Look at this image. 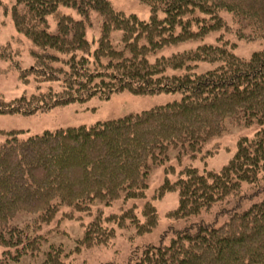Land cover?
Listing matches in <instances>:
<instances>
[{
    "label": "trees",
    "instance_id": "16d2710c",
    "mask_svg": "<svg viewBox=\"0 0 264 264\" xmlns=\"http://www.w3.org/2000/svg\"><path fill=\"white\" fill-rule=\"evenodd\" d=\"M141 1L150 6L147 20L116 10L109 0H15L11 6L16 30L33 45L34 63L21 71L20 79L27 83L34 75L36 92L11 101L0 99V114L46 112L94 97L109 99L125 90L150 96L180 93L181 98L27 138H21L20 131L3 132L7 139L0 144V245L6 250L0 264L39 252L45 240L42 225L65 208L64 218L90 217L79 240L85 247L108 245L115 226L134 224L140 234L151 232L158 221L151 202L144 206V222L134 207H123L146 197L151 165L180 146L195 156L225 131L230 120L261 129L252 139L242 137L219 171L188 166L176 181L166 178L158 190L160 196L178 191L179 206L172 212L178 219L239 198L228 219L219 226L200 224L195 233L180 230L168 245H150L130 264H264V199L238 210L243 183L264 179V49L244 59L232 52L229 42L205 43L150 58L165 46L228 30L222 11L249 22L237 29L240 38L249 27L254 37L261 32L264 36L260 8L246 5L247 0ZM0 6L8 12L3 0ZM63 9H73L79 17ZM196 12L208 15L212 23ZM92 13L101 22L99 38L90 42L86 34ZM115 30L122 32L120 48L111 40ZM7 48L0 46L1 57L7 58ZM201 62L220 64L199 73ZM44 83L48 85L42 88ZM120 200L121 212L105 216L102 206ZM19 213L35 219L24 227L12 226ZM64 254L52 246L44 252L42 264H64Z\"/></svg>",
    "mask_w": 264,
    "mask_h": 264
},
{
    "label": "rangeland",
    "instance_id": "374dc122",
    "mask_svg": "<svg viewBox=\"0 0 264 264\" xmlns=\"http://www.w3.org/2000/svg\"><path fill=\"white\" fill-rule=\"evenodd\" d=\"M8 5V12L0 6V46H8L4 49L7 58L0 56V99L11 101L26 94L36 92V81L34 75L29 76L26 83L20 79L22 70L30 69L34 63L32 56L33 45L28 38L19 33L14 25L11 15V6L15 0H3ZM113 7L125 14H135L142 20L150 17L149 4L141 0H109ZM253 6L259 7L262 13L264 24V0H247ZM68 13H73L77 18L78 14L73 9H63ZM200 18H206L209 24L212 23L210 17L200 12L195 13ZM222 18L226 21V26L222 30H212L203 38L192 39L178 44L168 45L160 49L150 58L156 56H170L175 53L196 49L201 44H221L229 42L228 47L239 57L250 59L253 53L264 49V36L254 37L252 27L246 29V36L240 38L237 29L246 25L247 20L240 21L230 12H221ZM92 25L87 28L86 37L90 42L97 40L100 36L101 19L97 13H92ZM52 29L55 23L51 21ZM196 28V26H194ZM122 32L115 30L111 33V40L117 47H122ZM95 46V45H94ZM220 62H201L197 72H204L215 69ZM48 83H44L45 88ZM180 93H161L157 95H137L127 90L113 94L109 99L94 97L86 102H75L65 106L54 107L46 112H36L32 114H0V144L7 137L3 132L20 131L21 138L30 135L40 134L46 130L67 128L79 125H92L98 121L115 119L129 113L141 112L176 99H180ZM238 121H228L225 131L211 138L203 145L202 151L192 156L189 150L182 146L171 149L167 156L159 163L151 165L147 176V188L145 198L133 199L123 205L124 208L134 207L138 219L144 222V206L151 202L157 211V224L151 232L140 234L134 224L120 228L115 226L116 234L108 245H94L85 247L80 245L79 240L83 238L85 226L90 217L84 216L79 220H70L62 216L66 208L60 211L55 219L49 224H43L41 234L44 235L42 247L35 254H26L18 261H10V264H42L44 252L50 250L52 246L62 248L65 254L62 257L64 264H130L141 255L145 248L150 245H168L177 232L190 228V232L195 233L200 224L214 223L216 226L223 224L229 217V211L237 203L239 198L231 197L230 202L219 203L208 211H202L199 215L186 219H178L172 216V212L179 206L178 191H169L164 195H158L159 187L166 178L174 182L178 179L179 173L188 166L197 168L200 172L219 171L229 162L237 150L239 140L242 137L254 138L258 130V124L251 126ZM188 151V152H187ZM242 204L239 211L251 206V204L264 199V179H259L254 184L243 183ZM121 200L113 205L104 207L105 216L119 214L121 212ZM123 204V203H122ZM99 206V205H98ZM95 207L96 204H95ZM35 219V215L19 213L13 220L12 226L24 227L25 223L30 224ZM109 226H111L109 224ZM6 247L0 245V262L3 260V252Z\"/></svg>",
    "mask_w": 264,
    "mask_h": 264
}]
</instances>
